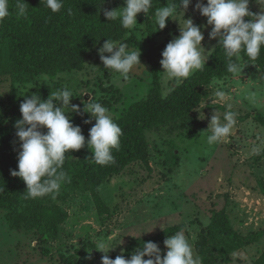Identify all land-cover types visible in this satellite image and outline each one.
Here are the masks:
<instances>
[{"label":"rangeland","instance_id":"rangeland-1","mask_svg":"<svg viewBox=\"0 0 264 264\" xmlns=\"http://www.w3.org/2000/svg\"><path fill=\"white\" fill-rule=\"evenodd\" d=\"M196 2L192 0L184 18H191L195 25L201 26L202 45L212 52L218 38L209 39L211 26H207L206 17L194 10ZM166 4L167 0H153L152 11ZM123 6L124 0L104 3L109 10ZM249 10L258 13L260 6L250 0ZM177 20L181 24L184 22L182 15ZM178 21L168 19L166 27L159 30L151 14H137V25L127 29L116 41L126 43L129 49H139L141 53V64L134 67L127 80L104 68L98 55L103 44L85 54L79 70H66L54 77L41 74L31 82L14 85L9 75H0V174H10L18 164L20 142L15 135L12 116L21 118L19 106L24 99L21 95L25 93L27 96L37 93L47 99L51 91L67 85L77 96L71 100L73 105L82 109V101L91 98L90 102H100L109 108L116 119L130 104L146 98L152 86L150 61L153 53L161 94L168 95L177 84L174 81L164 83L160 60L166 45L179 36ZM241 62L245 67L242 72L213 78L206 84L199 104L188 115L144 130L147 162L134 160L107 177L98 188L103 203L101 208L89 191L74 190L58 200L56 203L67 211L68 217L59 225L54 237L40 236L35 229L23 224L12 226L5 210L0 208V264H101L103 253L96 250L89 253L93 241L101 237L113 245L121 242L108 252L109 258L123 255L128 259L138 248L127 252L131 242L180 224L193 246L194 256L203 261L195 242L201 230L211 222L214 212L220 210L225 211L232 228L242 235L264 229L261 186V182L264 183V78H261L264 73L255 61L241 58ZM42 75L48 77L49 85L39 79ZM217 90L226 92L223 99L215 95ZM228 110L237 113V122L228 137L209 148L200 134L207 130L215 111L223 121ZM67 115L74 125L81 127L87 140L95 121L85 124L83 121L89 118L88 114L83 117L77 113ZM90 155L85 144L66 156L77 161ZM158 246L163 256L166 253L163 242ZM263 250L264 238L231 252L217 248L206 249L205 254L213 257L212 264H255ZM233 253L238 255L234 257ZM89 255L91 259H87ZM203 264L206 263L203 261Z\"/></svg>","mask_w":264,"mask_h":264},{"label":"clouds","instance_id":"clouds-1","mask_svg":"<svg viewBox=\"0 0 264 264\" xmlns=\"http://www.w3.org/2000/svg\"><path fill=\"white\" fill-rule=\"evenodd\" d=\"M40 2L52 13L60 12L64 7V0ZM191 2L192 0H179L178 3L176 0H167L166 6L157 7L153 12V0H124L123 7L112 10L99 8V11L103 12L108 21L118 20L122 28L129 30L137 25L139 13L146 16L151 14L153 23L159 30L166 27L168 19L178 21L177 17L182 15L183 24L178 21L179 36L166 45L160 60L164 83L174 81L178 85L195 71L203 69L211 53L202 45L204 35L201 26L195 25L191 18H184ZM255 2L260 6L258 13L249 10L250 0H207L206 3L204 0H197L195 4L194 10L206 17L207 26H211L209 39L218 38V48L222 49L228 73L237 74L245 68L241 62V53L249 61H255L264 49V0ZM103 3L104 0L101 4ZM27 5L25 0H15L14 10L17 17H25L28 14ZM68 13L71 14V9H68ZM9 15V0H0V21ZM245 17H248L247 21ZM98 55L106 70L118 74V78L124 80L129 79L130 72L141 64L139 49H129L126 43H118L112 39L105 40L98 49ZM39 79L48 84L46 75ZM215 95L223 99L226 92L217 90ZM21 96H24L19 106L21 118L14 124L15 135L20 142L17 155L18 170H12L11 175L25 183V199L46 196L55 199L62 185L70 182L63 167L66 155L82 149L85 144L92 153L88 159L97 165L107 166L115 163L113 152L119 150L123 133L109 108L100 102H90L91 98L82 101V109L73 105L71 100L77 96L67 85L51 91L47 99H42L37 93L31 96L25 93ZM228 108L231 109V105ZM69 113H77L82 117L88 114L89 118L83 121L85 124L95 121L89 129L87 140L81 127L71 122V116L67 115ZM236 116L237 113L228 110L221 121L215 111L207 130L200 134L204 143L211 148L228 137L237 122ZM42 129H46V132ZM119 243L121 242L113 245L103 237L97 238L93 241L94 246L89 253L93 250L103 253L101 264H203L199 256H194L193 246L184 229L167 236L163 241L166 248L163 256L158 244L148 241L134 249L128 259L123 255H118L115 259L109 258L108 252L114 250ZM232 255L235 257L238 254ZM87 259H91V256Z\"/></svg>","mask_w":264,"mask_h":264},{"label":"trees","instance_id":"trees-1","mask_svg":"<svg viewBox=\"0 0 264 264\" xmlns=\"http://www.w3.org/2000/svg\"><path fill=\"white\" fill-rule=\"evenodd\" d=\"M9 2L10 15L0 21V75H9L13 85L31 82L41 74L54 77L66 70H79L83 67L86 53L103 44L106 39L120 40L127 31L118 20L108 21L99 11V8H105L104 3L101 4L102 0H64V7L57 13H52L40 0H25L28 4L25 17L15 14V0ZM68 9H71V14ZM153 55L150 61L152 86L146 98L133 102L122 115L114 119L123 133L119 150L113 152L114 164L97 165L88 159L91 155L77 161H71L66 156L63 167L70 182L62 185L55 199L50 196L25 199V183L9 172L0 174V208L5 210L12 226L20 227L23 224L35 229L40 236L46 234L54 237L59 225L68 217L67 211L56 202L74 190L89 191L96 205L101 208L103 203L99 196V185L134 160L147 162L144 130L185 117L199 104L206 84L213 78L231 74L226 71L223 52L217 44L203 69L195 71L163 97ZM241 58L248 59L243 53ZM255 62L264 73V49ZM17 119L13 114L12 120L15 122ZM12 170H18L17 164ZM261 186L264 195L263 182ZM182 228V224L170 226L149 238L137 239L129 244L127 252L148 241L162 243L167 236ZM262 238L264 229L246 235L238 233L230 225L225 211L220 210L214 212L209 225L201 230L195 247L203 261L212 264L214 259L205 254L206 249L212 251L223 248L231 252L253 245ZM255 264H264V250Z\"/></svg>","mask_w":264,"mask_h":264}]
</instances>
